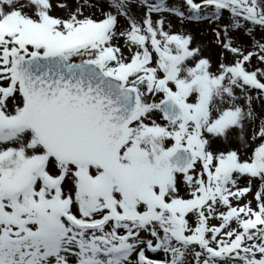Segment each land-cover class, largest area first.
Masks as SVG:
<instances>
[{
	"label": "snow or ice",
	"instance_id": "6c2138e0",
	"mask_svg": "<svg viewBox=\"0 0 264 264\" xmlns=\"http://www.w3.org/2000/svg\"><path fill=\"white\" fill-rule=\"evenodd\" d=\"M0 264H264V0H0Z\"/></svg>",
	"mask_w": 264,
	"mask_h": 264
}]
</instances>
